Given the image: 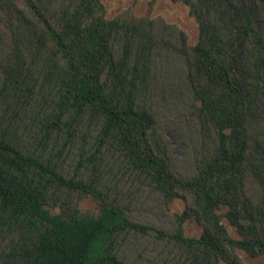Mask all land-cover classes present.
I'll use <instances>...</instances> for the list:
<instances>
[{"label":"trees","instance_id":"16d2710c","mask_svg":"<svg viewBox=\"0 0 264 264\" xmlns=\"http://www.w3.org/2000/svg\"><path fill=\"white\" fill-rule=\"evenodd\" d=\"M167 1L0 0V264L264 259V0Z\"/></svg>","mask_w":264,"mask_h":264},{"label":"rangeland","instance_id":"374dc122","mask_svg":"<svg viewBox=\"0 0 264 264\" xmlns=\"http://www.w3.org/2000/svg\"><path fill=\"white\" fill-rule=\"evenodd\" d=\"M107 10V17L113 18L126 10H130L135 16H144L150 10L151 17H160L168 23L177 25L188 36L190 44H194L198 39L197 25L189 17L187 8L180 4H173L167 0H103ZM173 151L176 156L182 157L185 152V136L176 127H168L166 130ZM185 204L176 200L172 204L173 212H181ZM81 207L84 211H92L94 206L89 200L82 202ZM152 220L159 221L156 215L149 216ZM229 234L236 237L234 229L223 221ZM185 234L189 237H199L201 228L196 222H187L185 224ZM245 264H264L263 258H249L243 252L239 253Z\"/></svg>","mask_w":264,"mask_h":264}]
</instances>
